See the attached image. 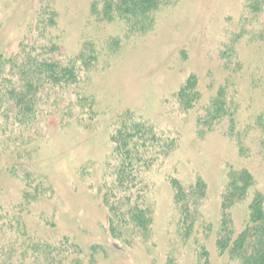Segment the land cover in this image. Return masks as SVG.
Instances as JSON below:
<instances>
[{
    "label": "rangeland",
    "instance_id": "rangeland-1",
    "mask_svg": "<svg viewBox=\"0 0 264 264\" xmlns=\"http://www.w3.org/2000/svg\"><path fill=\"white\" fill-rule=\"evenodd\" d=\"M88 1H51L65 55L79 51ZM38 8L37 0H0V51L15 49L30 34ZM96 29L98 68L84 87L94 95V118L43 128L37 152L17 161L20 174L45 176V185L53 189L28 207L30 227L48 221L44 231L52 241L66 236L88 259L93 255L94 264H165L170 256L180 264H196L197 245L177 235L170 181L184 187L201 181L206 197L195 208L194 236L205 240L208 264H237L220 254L215 239L230 170H245L254 180L243 200L229 208L234 237L243 230L256 194L264 207V11L248 12L245 0H173L157 11L146 33L125 34L122 25L106 22L98 23L92 35ZM38 33L34 26L32 38ZM112 35L122 42L115 53L103 48L102 41ZM190 77L198 96L187 108L178 92ZM222 88L226 103L221 112L216 102ZM122 118L143 122L171 144L142 174L146 203L153 210L146 238H114L99 191L106 180L110 136ZM0 159L6 161L1 151ZM0 184L5 203L19 199L18 179L1 170ZM201 261L205 264V258Z\"/></svg>",
    "mask_w": 264,
    "mask_h": 264
},
{
    "label": "trees",
    "instance_id": "trees-1",
    "mask_svg": "<svg viewBox=\"0 0 264 264\" xmlns=\"http://www.w3.org/2000/svg\"><path fill=\"white\" fill-rule=\"evenodd\" d=\"M51 1L54 2L50 0L43 5L44 0H37L39 8L37 17L31 20L30 34L19 41L15 49L0 51V151L6 160L0 159V171L7 172L21 184L19 199L9 203L3 200L0 184V264H94L93 255L88 259L79 244L66 236L52 241L44 231L48 221L30 227L25 215L28 207L53 189L45 185V176L30 172L20 174L21 165L17 161H26L37 152L43 128L56 123L62 126L73 122L84 124V120L88 123L94 118V95L84 87L88 88L87 83L98 68V29L92 35L98 23H117L129 35L146 33L154 27L157 11L173 2L89 0L79 51L65 55L60 35L54 30L57 13ZM245 7L254 15L261 14L264 0H245ZM34 26L39 33L32 38ZM102 42H105L103 48L112 53L118 51L122 43L115 35ZM83 72L87 75L84 80L80 75ZM194 81L195 78L190 77L178 92L187 108L198 96L197 92L192 93ZM224 94L222 88L216 102L221 112L226 103ZM76 106L80 111L73 115ZM134 122L128 123L122 118L116 123L110 136L112 150L103 170L106 180L99 186L109 214L110 233L116 239H128L131 235L146 238L151 234L153 210L146 203L142 174L152 166L156 156L171 145L160 141L150 126ZM170 183L173 203L178 210L177 235L182 242L192 240L197 245L196 264H202L204 258L208 264V251L202 243L205 240L194 236L195 208L206 197V186L201 181L188 187L175 179ZM253 185V177L247 171L230 170L222 193L220 229L215 241L220 254L227 253L237 264H264V207L260 194L249 204V218L236 237L230 227L229 208L240 203ZM202 231L208 233L205 228ZM165 264L180 263L170 256Z\"/></svg>",
    "mask_w": 264,
    "mask_h": 264
}]
</instances>
